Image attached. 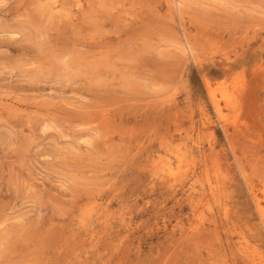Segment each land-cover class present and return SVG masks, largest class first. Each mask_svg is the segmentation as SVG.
<instances>
[{
  "label": "rangeland",
  "instance_id": "374dc122",
  "mask_svg": "<svg viewBox=\"0 0 264 264\" xmlns=\"http://www.w3.org/2000/svg\"><path fill=\"white\" fill-rule=\"evenodd\" d=\"M263 207L264 0H0V264H264Z\"/></svg>",
  "mask_w": 264,
  "mask_h": 264
},
{
  "label": "bare ground",
  "instance_id": "6f19581e",
  "mask_svg": "<svg viewBox=\"0 0 264 264\" xmlns=\"http://www.w3.org/2000/svg\"><path fill=\"white\" fill-rule=\"evenodd\" d=\"M51 2H52V1H51ZM175 2H176V0H175ZM45 4H46V3H45ZM55 4H56V2H55ZM56 8H57V7H56ZM49 9H50V8H49ZM57 9H58V8H57ZM54 11H55V10H54ZM56 11H57V10H56ZM56 11H55V12H56ZM58 11H60V10H58ZM61 11H62V10H61ZM61 11H60V12H61ZM57 13H59V12H57ZM59 14H60V13H59ZM62 14H63V11H62ZM184 49H185V47H184ZM186 52H187V51H186ZM190 53H192V52H190ZM205 80H206V79H205ZM206 81H207V80H206ZM206 83H207V82H206ZM210 88H211V87H210ZM210 94H211V96H212V93H210ZM210 94H209V95H210ZM213 95H214V93H213ZM213 100H214V99H213ZM213 102H214V101H213ZM187 150H188V149H187ZM164 162H165V161H164ZM164 162H163V163H164ZM160 173H161V172H160ZM172 174H173V173H172ZM234 183H235V182H234ZM261 186H262V185H261ZM249 189H250V188H249ZM252 189H253V188H252ZM261 190H262V189H261ZM193 191H194V190H193ZM194 193H195V192H194ZM249 193H250V192H249ZM252 194H253V193H252ZM253 196H255V195H253ZM255 198H256V197H255ZM254 202H255V200H254ZM256 203H257V202H256ZM257 205H258V204H257ZM257 205H256V206H257ZM256 208L258 209V206H257ZM263 208H264V207H263ZM262 214H264V213H262ZM225 217H226V216H224V218H225ZM263 219H264V218H263ZM263 223H264V222H263ZM257 230H258V228H257ZM230 231H231V229H230ZM260 232H261V231H260ZM232 233H233V232H232ZM261 233H262V232H261ZM261 233H260V234H261ZM260 234H259V235H260ZM262 237H263V236H262V234H261V238H262ZM243 238H244V237H243ZM259 238H260V237H259ZM261 240H262V239H261ZM244 242H245V240H244ZM236 243H237V242H236ZM236 243H235V244H236ZM243 245H245V244H243ZM235 247H236V246H235ZM236 249H237V247H236ZM236 251H237V250H236Z\"/></svg>",
  "mask_w": 264,
  "mask_h": 264
}]
</instances>
